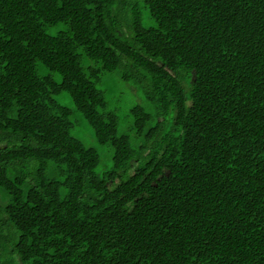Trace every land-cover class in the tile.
<instances>
[{
  "label": "trees",
  "instance_id": "obj_1",
  "mask_svg": "<svg viewBox=\"0 0 264 264\" xmlns=\"http://www.w3.org/2000/svg\"><path fill=\"white\" fill-rule=\"evenodd\" d=\"M0 264H264V0H0Z\"/></svg>",
  "mask_w": 264,
  "mask_h": 264
},
{
  "label": "rangeland",
  "instance_id": "obj_2",
  "mask_svg": "<svg viewBox=\"0 0 264 264\" xmlns=\"http://www.w3.org/2000/svg\"><path fill=\"white\" fill-rule=\"evenodd\" d=\"M100 87L107 90L105 94L109 101V105L119 107L121 120L126 125H131L130 119L128 117V110L131 105L142 103L140 97L133 91L131 87L127 89V87H125L117 75L104 76L103 86L100 85ZM68 104L72 105V102L68 100ZM89 132L90 129L88 123L84 120H80L75 133L87 136V138L90 139Z\"/></svg>",
  "mask_w": 264,
  "mask_h": 264
}]
</instances>
